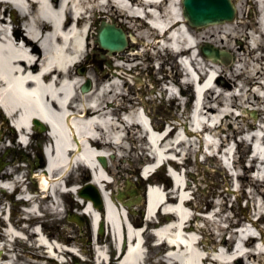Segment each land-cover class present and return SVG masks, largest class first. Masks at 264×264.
Masks as SVG:
<instances>
[{
  "label": "bare ground",
  "instance_id": "bare-ground-1",
  "mask_svg": "<svg viewBox=\"0 0 264 264\" xmlns=\"http://www.w3.org/2000/svg\"><path fill=\"white\" fill-rule=\"evenodd\" d=\"M180 4L181 0H0V102L6 111L16 118L18 126H28L32 120H37L53 135L52 139L45 135L51 144L48 160L45 162L48 174L43 172L38 175L39 185L44 191L40 200L46 202V208L52 214L48 205L53 203L54 199L58 201L59 192L63 188L62 182L67 183L65 177L73 164L81 162L90 167L94 172V178H90L88 182L97 188L104 200L106 232L114 238L112 247L117 250L121 247L123 250L119 258L120 264H145L146 255L143 250L146 248L144 236L146 229L124 222L126 219L123 221L124 216L120 213L123 210L119 208L113 193L108 191V185L101 181L104 174L111 172L108 169L111 158L120 153L122 159L126 157L131 159L135 156L145 159L140 154L155 149L163 156L176 154L177 148L180 151L191 152L196 142H192L189 136L200 140L199 137L204 132L216 135L217 127L208 126L209 123L211 125L214 123L215 111L220 108L228 110L235 106L242 108L244 103H252L248 102L250 96L254 97V104H249L255 111L252 117L256 119L258 116L259 122L264 126V0H254L258 14L255 22L241 21L244 3L237 0L239 16L236 21L195 32L184 24ZM115 14L118 18L114 17ZM22 21L27 27L25 36L21 31ZM101 21L122 26L123 29H134V32L128 30L129 37L142 48L141 50L136 48L138 52L135 53L125 51L122 52L124 54H108V57L107 55L104 57L105 69L101 71L96 68L101 73L100 76L91 75L89 68L86 75L82 76L76 71L81 64L89 62L82 59V56L91 46L90 40L94 38ZM218 27H223L228 32L226 34L228 39L232 37V31L238 30L242 39L241 45L233 47L229 42L223 43L222 38L219 45L217 41H211L213 34L210 32ZM247 28H251L248 34ZM163 30L166 31L160 37L158 32ZM203 41H209L216 47L222 46L234 57L228 75L224 74L226 78L221 79L219 76L212 82V77H206L205 68L212 74L223 73L224 68L222 64L201 56L198 47ZM170 45L177 50V55L185 54L204 76L199 77L203 86L198 88L199 96L192 102L190 111L192 114L189 117L192 126H201V131L192 132L185 129L184 135L182 137L176 135L173 143L169 141V136L176 132L177 127H183V122L174 118L176 127L161 140L160 135L154 131L160 127L154 125L150 112L142 108L148 106L147 100L143 99L141 105L135 104L133 98L123 92V87L128 84L126 79L130 77L126 73L141 70L138 64L132 63L149 54L150 50H156V54L161 56ZM184 46L186 50L178 53ZM133 49L135 48L132 47L130 50ZM196 52L198 53L195 54ZM155 65H160L158 60ZM155 65H150L149 69H156ZM176 67L179 68L176 64L168 71L160 66L157 71L162 70V78L157 79L150 74L149 81L153 86L159 84L162 96H169L173 101L180 103L184 102L186 92L177 79L179 69L177 71ZM86 79L93 84L88 92L82 93L79 88ZM121 79L125 80L124 84H120ZM137 82L144 83L139 78ZM203 90L201 98L200 93ZM244 112L243 110L239 113L240 120L239 116L235 118L237 127L233 133L237 135L254 133L249 135L255 152L250 167L252 168L256 163L257 154L261 153L264 157V135L261 138L258 136V133L263 131L262 128L254 122L247 121ZM224 115L230 116L232 112ZM199 118H203V123ZM65 124L68 131L64 127ZM74 135L78 138V141H75L78 147L71 152L69 148L74 145L71 140ZM130 141L133 144H130ZM199 142L204 143L208 149L213 147L208 141ZM222 146L223 143L219 147ZM2 149L3 145L0 143V152ZM95 149L99 151L96 152ZM103 155L107 157L104 168L97 160L104 157ZM260 164L264 165V162ZM174 166L177 168L179 164ZM0 169H3L0 170V181L5 182L10 177L8 172L10 169L5 166ZM146 172L145 169L144 174ZM236 178L239 182L236 191L240 192L241 178L238 176ZM175 181L177 183V180ZM248 184L252 189L250 196L254 202V212L259 215L256 224L262 223L264 181L259 183L252 180ZM71 186L80 187L76 184ZM175 190L179 191L177 184ZM185 190L186 188L181 191V197H184ZM147 199L146 221L153 220L152 212L156 209L176 215L175 220L170 223L160 224L150 230V235L154 237L156 233L155 236H158L160 241L155 247L160 250L164 248V253L170 251L167 256L162 254L158 264H234L243 256H251L258 264H262L264 252L257 251V240L254 237L248 235L246 241H241L247 249L246 252L240 248L235 250L225 239L215 241L209 252L206 247L200 246V242L194 243L195 231L187 225L191 220L185 212L187 200L176 199L174 205H170L168 195L161 196L159 189L154 187L148 188ZM78 200L82 203L81 213L90 218L94 228L98 223V214L87 201L79 197ZM36 202L39 203V200ZM217 205L221 203L218 202ZM219 211V208L216 212L212 211L211 218L219 214ZM30 212L29 217L33 216V211ZM53 214L58 215L57 212ZM5 229L6 232L0 233L2 250L10 246L9 238H13L12 234L22 236L21 231L16 230L14 225H6ZM222 230L225 229L218 228V233ZM241 233L244 234V231ZM218 235L222 236L221 233ZM51 238L53 235L48 237L37 226L31 227L27 236L28 252L18 257L10 250H6L7 256H3L0 251V264H45L47 252L55 256L69 255V251L61 244L54 246ZM163 238L169 244L174 243L176 248H169L163 242ZM262 244L264 245L263 240ZM202 253H205L203 257ZM90 262L105 264L104 260L99 258L98 263L94 260Z\"/></svg>",
  "mask_w": 264,
  "mask_h": 264
},
{
  "label": "rangeland",
  "instance_id": "rangeland-1",
  "mask_svg": "<svg viewBox=\"0 0 264 264\" xmlns=\"http://www.w3.org/2000/svg\"><path fill=\"white\" fill-rule=\"evenodd\" d=\"M244 3L243 6V13H242V19L241 21H250L255 22L258 18V14L256 11V4H254V0H242ZM115 18H118V16L115 14ZM123 21V19H122ZM136 28V27H135ZM251 28H247L246 32L249 31ZM132 32H134V29H129ZM136 30V29H135ZM194 32V31H193ZM226 32L223 27L216 28L215 31L210 32V34H213V37L210 38L211 41L215 40L217 41V44H221L219 40L222 38L223 43L229 42L233 47H239L241 45L240 42H242L240 34L238 33V30L232 31V37L230 39L226 38ZM156 34V33H153ZM91 46L89 47L88 51L85 52L83 55V59L89 60L88 63L82 64L80 68L84 67L83 74L86 75L87 69L90 70L91 75L100 76L101 73L97 71L104 70L106 67L105 60L102 57L103 55H106V52L101 50L94 42V38L90 40ZM132 43H130L131 45ZM135 50L133 53L138 52L137 49L141 50V46H139V43L135 44ZM137 48V49H136ZM237 50V49H236ZM264 52V48H263ZM127 53V52H126ZM118 54H124V53H118ZM167 55V54H166ZM150 58V60H148ZM160 60L161 56L160 54H156V50H150L149 54H146L141 59L136 60L133 62V65H139L143 68L142 71L145 72L147 75L146 78L142 76L141 72L134 71L136 74L135 76H139L143 81V85L136 83L135 86L133 85H127L123 87V92L128 94L129 97L134 98V101L137 100V98H140L142 94V89L144 90V97H147V99L153 100V103L150 102L149 111L150 113L158 114L161 118V120L165 121H172L176 122L174 118L180 119L182 122H184L187 125V128L191 130V121L189 119L191 105L185 106L181 105V107H178V101H172V99H167L164 101V98L160 95V86L158 83L155 84L156 87H154L152 84H150L149 81V74H153L155 78L161 79L163 72L162 70L157 71L153 70L152 72L148 69V66L153 65L155 61ZM159 62V61H158ZM172 62V61H170ZM169 62V63H170ZM172 65L174 64L171 63ZM229 65L226 64V66H223L224 72L221 73V79L226 78L229 72ZM97 68V69H96ZM164 68V67H163ZM171 65L167 66V70L170 71ZM177 68V67H176ZM79 69L76 71L79 74ZM178 71V68L176 69ZM130 76L131 74L129 71L126 73ZM179 76H177L178 78ZM128 82H130L131 78H127ZM120 84H124L125 80L121 79ZM85 82V80H84ZM131 83V82H130ZM93 84V83H92ZM150 92V90H152ZM156 94L159 95V98H156ZM187 94H189L187 92ZM153 95V96H152ZM188 97V96H187ZM121 98V97H120ZM254 97L250 96V99L248 102L252 103H244L243 108L240 109L238 107H232L231 109H225L220 108L218 111L214 112V123L218 124V127L216 128V135H210L208 137L209 141L211 143H219L220 140L223 141L226 145L224 149L232 150L234 145L229 142V136H237V138H241L243 135H237L236 133H233L236 131V122L235 118H237L238 114L244 110L243 113L244 116H246L247 121H251L256 123L258 121V116L256 119H252L251 116L248 114L250 111H247V108L252 109V106L249 104H254L253 102ZM123 112V110H121ZM232 112V115L226 116L225 113ZM1 115V113H0ZM203 120V118H201ZM241 117H238V120H240ZM161 120L154 119L155 125L162 126ZM219 120H222V122H219ZM180 131L182 132L181 128H178L176 133ZM192 131V130H191ZM175 133V135H176ZM46 129H43L42 131L35 130L34 135L30 140V146L27 148H23L22 150H19L21 146L14 142L9 143L10 138V131L2 126L0 124V143L3 145V149L0 152V160L2 161V166H5V168H9L8 172L12 173L14 170L18 171V167L16 166L18 162L21 160H25L26 158L29 159V163H26L28 168L33 165L34 171H36L38 167H40V161L37 162V156L39 153L42 155V146L48 143V139H46ZM131 135H129V138H131ZM181 136H183L181 134ZM174 137V136H173ZM190 140L192 142H196L195 146L192 147L191 152H186L187 155L185 156L187 158V161L185 163V166L183 168H178L177 171L174 173L175 178H177L180 182H187V190L185 191V195L190 197L191 201H188L186 211L190 214L191 220L187 224L189 227L193 228L195 230L194 234L196 236H201L204 243H202L201 246H205L206 249L210 252L211 249L214 246V242L217 241L216 233H218V228H223L224 226L235 222L237 220H242L241 218L247 217L249 218L252 215L253 212V200L250 198H247V196L251 197L248 193L251 189H246L244 191L243 189L241 192H236V188L234 184L232 185V181L230 177L228 176V173L220 163L218 162V159L214 156L215 152L210 149V155L207 157L204 155L200 149L199 139L195 138L194 136H189ZM47 141V142H46ZM46 142V143H44ZM130 144L131 143L130 141ZM245 147H248L245 143H240L238 146V155L242 153ZM201 150V151H200ZM43 157V156H42ZM182 155L178 156V160L181 161ZM237 158V155H236ZM142 158H121L120 153L111 158V162L108 163V169H110L111 172L108 174V178L113 179V184L110 187L115 192V195L117 196L118 191L120 189H123L125 186L126 180L133 181L136 172L139 171L140 167L142 166V163L144 161L141 160ZM44 160V157H43ZM200 160V162H198ZM131 161V164H130ZM31 164V165H30ZM119 166V167H118ZM236 169L241 171L239 165H236ZM22 169V168H20ZM1 171L3 169H0ZM25 173V171H24ZM27 174V173H25ZM88 172L86 173L82 169L78 170L73 176H70L68 178L71 180L69 182L70 185L77 184L80 185V187H83L87 181L89 180ZM170 181V179H169ZM240 182L242 183V186L249 185L248 183L251 182L250 177H248V172L244 171L243 177L240 179ZM150 184L156 185L161 187V181L159 180L158 176L155 175L151 181H149ZM247 187V186H246ZM33 186L29 185V189H32ZM146 188V187H145ZM171 188L167 189L164 188V191L168 193V196H174L175 191L170 190ZM161 196H164V191L159 190ZM7 191H3L0 193V202L1 207H3L5 204L3 201L5 200L4 196H7ZM245 197L248 202H246L245 207L242 209L240 207L238 201H234L235 197ZM75 195H65L61 196V201H63L64 211L58 213V215H48V219L46 223L42 226V230L45 233V235H48L50 237L53 235L52 244L54 246H57L61 244L67 251H69V255H66L68 258L69 264H74V259L77 261L78 264H91V262H83L81 261L77 256L84 257L86 259L92 260L93 254H92V248H91V231H90V224L88 217L84 216L85 218V224L82 225L80 228L77 226L74 222L68 221L67 217L69 214L73 213H80L81 206L76 201ZM174 200V199H173ZM220 202L221 205L218 206L220 209L219 215H215L213 218L209 216V220L203 218V214H201V210L205 208V206L209 205L211 207L212 211L217 207L216 203ZM6 204H9L8 201H6ZM3 205V206H2ZM62 205V204H61ZM231 205V206H230ZM45 206V204H43ZM77 208V209H76ZM139 208H136L138 210ZM13 217L17 219L18 214H20L21 209L18 207V205H15L12 207ZM207 214L206 216H208ZM231 216H235L234 219H231ZM132 220H134L138 224L141 223V218L138 214H132L131 215ZM233 220V221H232ZM219 225V226H218ZM264 226V225H262ZM261 226V227H262ZM150 225L147 227V229L144 232L145 240H146V246L148 249V252L146 254V261L145 264H155L158 262V260L161 258L162 254L164 253L163 250L157 249L152 245L154 239L150 235ZM260 228V227H259ZM221 232H224L223 230ZM247 232L251 233L252 235L257 234L256 229H249ZM2 233V230L0 231ZM105 236V233L104 235ZM107 240L110 243V236H107ZM17 246H23L20 241L16 242ZM232 244V243H230ZM256 246L259 250L264 252V245L262 244V241L256 242ZM24 253L23 255H25ZM257 257V256H256ZM250 257L249 264H258L256 260ZM246 257L242 258L241 260H236L234 264H245ZM22 262V260H20ZM241 262V263H240ZM209 264V263H207ZM262 264H264V256H262Z\"/></svg>",
  "mask_w": 264,
  "mask_h": 264
},
{
  "label": "water",
  "instance_id": "water-1",
  "mask_svg": "<svg viewBox=\"0 0 264 264\" xmlns=\"http://www.w3.org/2000/svg\"><path fill=\"white\" fill-rule=\"evenodd\" d=\"M183 16L190 27L201 28L214 24L230 22L235 18L236 8L232 0H182ZM96 42L108 52L121 51L126 46V36L120 28L102 23L98 30ZM201 52L207 58L214 61L224 54V52L210 46L201 48ZM90 87L89 81L81 89L86 92ZM38 124V123H37ZM104 165V160L99 159ZM84 198H90L94 207L101 209V200L98 193L92 188H85L80 192ZM167 220L169 217H166Z\"/></svg>",
  "mask_w": 264,
  "mask_h": 264
}]
</instances>
